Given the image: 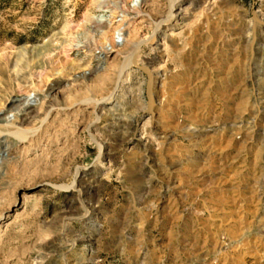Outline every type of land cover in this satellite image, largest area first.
I'll return each instance as SVG.
<instances>
[{"label":"rangeland","instance_id":"1","mask_svg":"<svg viewBox=\"0 0 264 264\" xmlns=\"http://www.w3.org/2000/svg\"><path fill=\"white\" fill-rule=\"evenodd\" d=\"M0 119V264H264V0H0Z\"/></svg>","mask_w":264,"mask_h":264},{"label":"bare ground","instance_id":"2","mask_svg":"<svg viewBox=\"0 0 264 264\" xmlns=\"http://www.w3.org/2000/svg\"><path fill=\"white\" fill-rule=\"evenodd\" d=\"M31 105V104H30ZM30 105L29 104H27V107L26 108H28L27 109V111L29 110V109H31V107H30ZM22 116V115H21ZM4 119V118H3ZM3 119H0V123L3 121ZM9 121V120H8ZM13 121V120H12ZM5 122V121H4ZM3 123V122H2ZM11 124H13V125H16L15 124V122L14 123H11ZM13 125H11V126H13ZM17 126V125H16ZM18 131H20V130H18Z\"/></svg>","mask_w":264,"mask_h":264}]
</instances>
